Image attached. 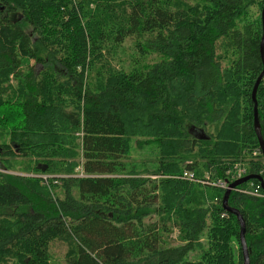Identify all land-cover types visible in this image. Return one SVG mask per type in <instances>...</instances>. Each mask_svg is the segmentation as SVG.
<instances>
[{
	"label": "trees",
	"instance_id": "trees-1",
	"mask_svg": "<svg viewBox=\"0 0 264 264\" xmlns=\"http://www.w3.org/2000/svg\"><path fill=\"white\" fill-rule=\"evenodd\" d=\"M262 6L0 0V264H52L55 240L66 264H242L214 184H264ZM255 99L264 141V75ZM142 149L151 168L128 160ZM228 205L264 264V188L241 183Z\"/></svg>",
	"mask_w": 264,
	"mask_h": 264
},
{
	"label": "water",
	"instance_id": "water-1",
	"mask_svg": "<svg viewBox=\"0 0 264 264\" xmlns=\"http://www.w3.org/2000/svg\"><path fill=\"white\" fill-rule=\"evenodd\" d=\"M261 26H262V35H261V43H260V55H261V60L263 63V68L259 75L257 76L252 91H251V98L253 100V130L256 135L257 141H258V147L261 151L262 157L264 159V141L260 133V126H259V121H258V116H257V102L255 99V94H256V89L260 83V80L262 79L264 75V52H263V39H264V0H263V6L261 9ZM202 132V131H201ZM200 132V134H201ZM201 138H204L203 134L200 136ZM250 179H256L260 182L261 186L264 188V184L261 182V178L258 175H253L249 174L246 176H243L241 178H238L230 183H228L227 188L223 191L222 198H221V206L224 209V211L229 212L233 215L236 216L238 223H239V245L241 249V254H242V264H249V255H248V250L246 246V241L244 238V221L243 218L241 217L240 213L238 212L237 209L231 207L228 205V196L236 186H238L241 183H244Z\"/></svg>",
	"mask_w": 264,
	"mask_h": 264
},
{
	"label": "rangeland",
	"instance_id": "rangeland-1",
	"mask_svg": "<svg viewBox=\"0 0 264 264\" xmlns=\"http://www.w3.org/2000/svg\"><path fill=\"white\" fill-rule=\"evenodd\" d=\"M126 44H128V43H126ZM125 49L127 50L128 48H125ZM36 68H38V66H36ZM128 160L131 162H134L136 164H141V163L149 164L150 163L149 168H151V163L154 162V160H155V152L149 151L148 149L147 150L146 149L132 150L129 157H128ZM24 162L25 161L22 159L16 160L15 161V169L18 172L15 171V172H11V173L26 175L25 173L19 172V170H21V166L24 165ZM240 164L239 163L236 164L237 166H234V168H235V170L239 169V171L242 173L243 167ZM42 176L45 177L46 175H41V177ZM47 178L48 177H46L45 179L47 180ZM176 235H177V230H174L173 233L171 234V237L174 238ZM244 238H245V236H244ZM173 243L177 244L179 242L177 239H174ZM66 250H67V244L64 241H61V240L53 241L50 245V248H49V252L51 254V263L52 264H66V260L64 259Z\"/></svg>",
	"mask_w": 264,
	"mask_h": 264
},
{
	"label": "built area",
	"instance_id": "built-area-1",
	"mask_svg": "<svg viewBox=\"0 0 264 264\" xmlns=\"http://www.w3.org/2000/svg\"><path fill=\"white\" fill-rule=\"evenodd\" d=\"M258 153V151H255V152H253V155L254 154H257ZM236 177L238 178L243 172H244V170H242L243 172L241 173L240 171H239V169H236ZM183 176L186 178V179H188V180H196L195 179V176L193 175V173H189V172H184L183 173ZM42 178L44 179V180H46L45 178H46V176L44 177V176H42ZM232 178H235V177H232ZM232 178H230V179H232ZM263 180H264V178H263ZM212 184V183H211ZM213 185V184H212ZM226 185H227V179H218L217 181H216V183L214 184V187H216V188H220V189H224V188H226ZM253 190L251 191V193L250 194H253V195H259V193H258V191H257V189L256 188H252Z\"/></svg>",
	"mask_w": 264,
	"mask_h": 264
},
{
	"label": "bare ground",
	"instance_id": "bare-ground-1",
	"mask_svg": "<svg viewBox=\"0 0 264 264\" xmlns=\"http://www.w3.org/2000/svg\"><path fill=\"white\" fill-rule=\"evenodd\" d=\"M230 160V159H229ZM197 170V169H196ZM173 175V174H172ZM262 182V181H261Z\"/></svg>",
	"mask_w": 264,
	"mask_h": 264
}]
</instances>
